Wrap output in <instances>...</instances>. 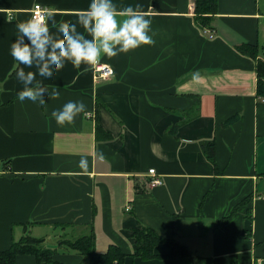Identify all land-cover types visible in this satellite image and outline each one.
<instances>
[{"label":"crops","instance_id":"1","mask_svg":"<svg viewBox=\"0 0 264 264\" xmlns=\"http://www.w3.org/2000/svg\"><path fill=\"white\" fill-rule=\"evenodd\" d=\"M36 3L59 25L89 0H0V250L28 234L43 238L52 264H89L67 242L91 232L99 252H127L122 264H263L264 99L255 60L237 46L264 43V0H218L205 26L196 0H114L118 10L139 5L154 43L102 57L107 79L67 63L47 82L59 95L46 109L19 105L23 65L9 51ZM69 100L86 110L59 125L51 111ZM209 140L215 161L202 149ZM151 167L163 178L154 187ZM143 225L165 239L154 248L163 256L134 255ZM171 240L187 253L170 256ZM16 264L41 263L19 253Z\"/></svg>","mask_w":264,"mask_h":264},{"label":"clouds","instance_id":"2","mask_svg":"<svg viewBox=\"0 0 264 264\" xmlns=\"http://www.w3.org/2000/svg\"><path fill=\"white\" fill-rule=\"evenodd\" d=\"M138 9L139 5H129L118 10L114 0H89L87 8L71 23L58 25L52 15L40 20L17 21L9 51L13 59L23 65L15 70L23 89L17 93L19 105L46 109L47 99L59 95L57 86L53 85L49 91L47 82L53 81L67 63L74 67L94 66L102 57L111 58L142 44L154 43L150 34L152 22ZM85 110L82 100H69L53 109L51 117L57 124L64 125L73 122ZM98 155L104 158L102 151ZM78 165L87 169V158L81 156Z\"/></svg>","mask_w":264,"mask_h":264},{"label":"trees","instance_id":"3","mask_svg":"<svg viewBox=\"0 0 264 264\" xmlns=\"http://www.w3.org/2000/svg\"><path fill=\"white\" fill-rule=\"evenodd\" d=\"M218 0H196V18L203 26L209 23L210 14L216 12ZM242 53L251 56L255 60V71L257 75L256 96L264 99V43L243 42L237 46ZM233 121V117L226 120V124ZM178 124L174 125L177 127ZM96 134L98 137L110 138V133L104 129L100 122L96 123ZM202 149L206 156L215 161L216 148L212 140L204 141ZM136 242L134 255L141 258L161 257L155 253V246L165 239L152 227L143 225L133 230ZM174 250L170 256L186 254L185 245L171 240ZM43 238L33 237L25 234L19 240H13L11 245L0 250V264H16V256L19 253L34 254L39 263L52 264L55 261L52 257L53 251L42 245ZM69 245L78 249L82 254L89 258V264H122L127 252L123 251L116 244H112L106 252H99L95 249V234H84L80 238L68 241ZM166 256V255H164Z\"/></svg>","mask_w":264,"mask_h":264},{"label":"built area","instance_id":"4","mask_svg":"<svg viewBox=\"0 0 264 264\" xmlns=\"http://www.w3.org/2000/svg\"><path fill=\"white\" fill-rule=\"evenodd\" d=\"M48 8L42 4V3H36L32 10H31V18H34L36 20H40L41 18L47 17ZM210 35L213 34V31L207 29ZM95 76L98 79H107L111 75H113L114 71L111 65L108 63H97L95 65ZM149 173L152 175L151 178L148 181L149 186L154 187L163 182V178L157 174V170L155 167L149 168ZM264 195V193H263ZM127 208L129 209L130 206L128 205Z\"/></svg>","mask_w":264,"mask_h":264},{"label":"water","instance_id":"5","mask_svg":"<svg viewBox=\"0 0 264 264\" xmlns=\"http://www.w3.org/2000/svg\"><path fill=\"white\" fill-rule=\"evenodd\" d=\"M262 263L264 264V259L262 260ZM43 264H46V263H43Z\"/></svg>","mask_w":264,"mask_h":264}]
</instances>
